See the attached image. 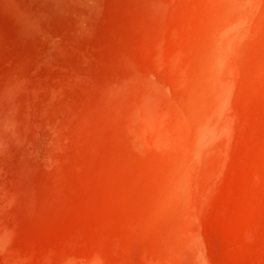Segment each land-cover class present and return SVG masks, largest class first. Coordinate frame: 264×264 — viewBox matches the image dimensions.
<instances>
[{
    "label": "rangeland",
    "instance_id": "1",
    "mask_svg": "<svg viewBox=\"0 0 264 264\" xmlns=\"http://www.w3.org/2000/svg\"><path fill=\"white\" fill-rule=\"evenodd\" d=\"M0 264H264V0H0Z\"/></svg>",
    "mask_w": 264,
    "mask_h": 264
}]
</instances>
